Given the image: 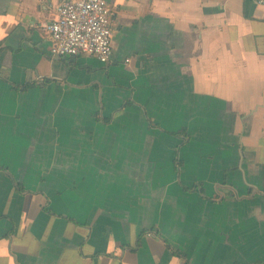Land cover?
Returning a JSON list of instances; mask_svg holds the SVG:
<instances>
[{
    "label": "crops",
    "instance_id": "crops-1",
    "mask_svg": "<svg viewBox=\"0 0 264 264\" xmlns=\"http://www.w3.org/2000/svg\"><path fill=\"white\" fill-rule=\"evenodd\" d=\"M59 1L0 0V264H264V7L107 0L102 65Z\"/></svg>",
    "mask_w": 264,
    "mask_h": 264
},
{
    "label": "built area",
    "instance_id": "built-area-1",
    "mask_svg": "<svg viewBox=\"0 0 264 264\" xmlns=\"http://www.w3.org/2000/svg\"><path fill=\"white\" fill-rule=\"evenodd\" d=\"M264 7V0H251ZM113 11L107 0H60L54 21L44 24L52 55L112 60ZM127 63L129 60L126 61Z\"/></svg>",
    "mask_w": 264,
    "mask_h": 264
},
{
    "label": "trees",
    "instance_id": "trees-1",
    "mask_svg": "<svg viewBox=\"0 0 264 264\" xmlns=\"http://www.w3.org/2000/svg\"><path fill=\"white\" fill-rule=\"evenodd\" d=\"M177 167H179V165ZM177 174H179L178 169H177ZM183 188L186 189L185 187H183ZM188 190H192V189H188ZM185 264H187V263H185Z\"/></svg>",
    "mask_w": 264,
    "mask_h": 264
}]
</instances>
